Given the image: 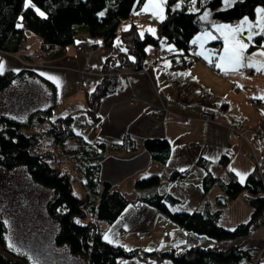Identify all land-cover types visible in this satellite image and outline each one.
I'll use <instances>...</instances> for the list:
<instances>
[{
    "label": "crops",
    "instance_id": "1",
    "mask_svg": "<svg viewBox=\"0 0 264 264\" xmlns=\"http://www.w3.org/2000/svg\"><path fill=\"white\" fill-rule=\"evenodd\" d=\"M258 9L264 10L257 8L255 17L247 18L248 23L240 32V38L248 44L244 61L247 65L252 64L247 66L252 71L250 75L244 73L243 67L236 73L229 70L225 74L215 66L220 62L224 48L219 26L237 27L245 18L229 24L211 21L207 31H200L201 34L191 40L194 60L184 68H173L163 58L168 47L154 49L148 46L146 68L135 72L125 70L117 75L115 89L99 100L95 123L86 112L87 99L83 90L91 92L102 79L103 61L122 52L119 36L113 39L109 48L103 47L99 39H81L71 44L60 59L36 64L18 56L28 58L39 51L40 39L32 34L27 35L17 55L7 54L0 58L2 72L7 69H32L35 72L20 76L8 89L0 92L5 102L24 103L20 120L26 119L34 110L50 106L52 93H55L53 118L71 115L73 131L89 144L98 141L104 145L99 179L122 192L130 204L110 225L100 223V226L108 243L128 251L135 250L132 257L119 258L114 264H173L168 259L159 260L154 253L185 250L196 244L217 246L222 250L237 246L254 251L256 260H264V225L252 230L248 236L216 242L208 236L184 230L175 222L162 220L154 207L135 200L154 192L168 193L179 201L175 206L193 212L208 204L216 209L219 205L214 203L220 199L224 203L220 207L223 227L231 229L248 220L251 208L244 201V193L235 200L224 199L219 180L225 182L229 172L244 183L256 170V158L264 154V139L259 133H264L261 122L264 99L260 98L264 97V56L259 54L264 52V32L258 24L264 13ZM128 25L126 22L122 29ZM209 33L216 39L209 38ZM249 35L250 41L246 39ZM218 41H221V47L216 51L211 43ZM156 54L162 57L155 58ZM203 109L215 117L204 120L200 115ZM231 126L237 127L243 137L236 138L229 129ZM126 137L132 138L134 143L127 146ZM149 138L168 141L170 154L165 164L151 159L142 147L143 141ZM134 144L136 151L130 150ZM224 154L229 158L222 165L220 160ZM197 159L203 160L200 166L195 165ZM205 165L218 179L206 191L201 187ZM172 171L184 173L181 178L171 181L168 176ZM237 173L244 176L243 182ZM151 175L159 177L158 186L140 191L135 188L137 180ZM143 230H148L149 234L143 237L135 234Z\"/></svg>",
    "mask_w": 264,
    "mask_h": 264
},
{
    "label": "trees",
    "instance_id": "2",
    "mask_svg": "<svg viewBox=\"0 0 264 264\" xmlns=\"http://www.w3.org/2000/svg\"><path fill=\"white\" fill-rule=\"evenodd\" d=\"M144 1L30 0V6L25 8V0H0V58L7 53L16 54L27 40V33L39 37L40 51L37 58L24 56L23 59L25 62L38 63L60 59L71 44L81 39H99L103 47L109 48L113 39L119 36L122 52L103 61L102 79L91 92L83 90L87 99L86 112L95 123L98 121L99 100L115 89L117 75L125 70L135 72L146 68L148 46L156 49L168 44L163 58L176 69L188 66L194 60L191 40L207 27L202 24L199 14L207 8L218 9L222 0H195L194 6L191 0H167L165 15L158 25L159 36H153L148 31L142 33L138 28L136 19L142 13ZM178 1L182 2L179 7ZM260 7H264V0H238L228 9L214 11L211 16L216 22L229 24L242 18H254L256 9ZM126 22L129 23L128 28L122 29ZM211 45L219 51L221 41L212 42ZM7 70L0 73V92L8 89L20 76L35 74L32 69ZM51 100L50 106L32 111L24 120L0 114V167L12 170L24 166L33 181L52 189L46 207L48 214L57 222L58 230L53 237L56 246L66 245L71 254L86 255L88 264H114L119 258L132 257L135 250L128 251L108 243L103 236L104 229L100 226V223L110 225L130 204L122 192L99 179V161L104 157V145L98 141L89 144L73 131L71 115L53 118L55 93H52ZM43 137L55 145L54 150L59 149L65 155L63 158L70 159L67 162L83 164L82 196L74 194L72 176L62 172L59 164H54L57 153L49 149L39 151ZM67 139L79 143L77 151L70 152L63 148ZM126 139L127 146L134 143L132 138ZM142 147L158 163L165 164L168 161L170 148L166 139H145ZM130 150L136 151L137 145L134 144ZM228 158V154H224L221 164ZM202 161L197 159L195 165L200 166ZM58 162L62 163L61 160ZM203 168L205 173L201 187L206 191L218 179L211 174L208 165ZM183 173L172 171L168 180L179 179ZM226 177L225 182L219 180L224 199L235 200L244 193V201L251 208L248 220L231 229L220 224V207L224 205L220 199H217L219 207L216 209L208 204L193 212L173 209L179 201L168 193L154 192L135 200L164 213L167 220L175 222L184 230L208 236L216 242L248 236L252 230L264 225V171L255 170L244 183H240L229 172ZM159 183V177L151 175L137 180L135 188L151 189ZM87 215L91 216L89 221L77 223L78 219ZM154 254L159 260L168 259L173 264H264V260L255 259L254 251L237 246L222 250L217 246L201 247L196 244L185 250L169 249ZM0 264H22L18 256L8 249L1 220Z\"/></svg>",
    "mask_w": 264,
    "mask_h": 264
},
{
    "label": "rangeland",
    "instance_id": "3",
    "mask_svg": "<svg viewBox=\"0 0 264 264\" xmlns=\"http://www.w3.org/2000/svg\"><path fill=\"white\" fill-rule=\"evenodd\" d=\"M237 1L222 0L218 9H228V7ZM166 2L167 0H152V4L158 6L154 8L150 6L149 0L144 1L141 9L142 13L136 19L140 32L144 33V30L148 29V32L153 36H159L158 25L165 15ZM181 4L182 2L178 1L177 6L179 7ZM194 4L193 0H191V5L194 6ZM146 6L148 7L146 8ZM218 9L211 10L207 8V10L199 14L198 17L204 26L211 21L215 22L211 15ZM191 10L196 12V9L193 7H191ZM149 29H154L155 31L151 32ZM203 29L207 31L208 28L205 26ZM198 34H201V32ZM27 35H32V33H27ZM162 45L164 48L169 47L168 44ZM39 51L34 52L29 57L37 58ZM18 56L21 60L25 61L23 59L24 55L19 54ZM34 63L38 64V62ZM4 100L0 96V114L19 120L22 119L19 116L24 113V103L17 100L14 102H5ZM22 129L26 132V128L23 127ZM75 129H78V127L76 126ZM40 143L39 151L43 152L49 149L52 153H57L54 164H59L62 172H66L72 176L71 184L73 192L76 196H82L84 192L82 184L84 180L83 164H71L67 162L70 159L63 158L65 155L61 154L59 149L54 150L55 145H52L50 140L44 137ZM63 148L70 152H75L79 148V143L67 139L64 141ZM58 160H61L62 163H59ZM256 170H258L257 165ZM51 194L52 189L46 186L43 187L33 181L27 174L24 166H17L12 168V170L0 167V220L4 226L5 241L7 242L8 249L15 256H18V260L22 264H88L86 255H73L69 252L66 245L56 246L54 244L53 237L58 230L57 222L48 214L46 207ZM214 205L218 206L219 204L216 202ZM173 209L184 211L185 207L183 208L178 205ZM90 218L91 216L87 215V217L80 218L78 221L84 224Z\"/></svg>",
    "mask_w": 264,
    "mask_h": 264
},
{
    "label": "snow or ice",
    "instance_id": "4",
    "mask_svg": "<svg viewBox=\"0 0 264 264\" xmlns=\"http://www.w3.org/2000/svg\"><path fill=\"white\" fill-rule=\"evenodd\" d=\"M150 6L156 8L158 7L155 4H152V0H149ZM193 3H195V0H193ZM30 6V0H25V8H28ZM148 6H146L147 8ZM258 11L264 13V10ZM41 16H43V13H39ZM155 14V13H154ZM102 15V13H101ZM248 23L247 18H245L240 26L232 27L227 25H221L219 26V30L221 32V35L223 37L224 41V48H223V54L219 57V63H217L215 66L217 68H220L221 71H223L225 74H228L229 70L233 73H236L239 71L241 67H244V52L248 47V44L243 42V39L240 38V32L241 28L244 24ZM258 24L261 25V31L264 32V18H262L260 21H258ZM149 31L154 32V29H149ZM142 35V34H141ZM209 38L216 39L215 36H211V34H207ZM198 40L200 37L197 38ZM246 39L249 41L252 39L251 35H249ZM195 43V41H194ZM264 47V45H262ZM260 55L264 56V52L259 53ZM248 67H251L252 64L249 63L247 65ZM3 71V64H0V72ZM261 99H264V97H260ZM237 175L241 176V182H243L244 176L240 173H237ZM79 223V221H77Z\"/></svg>",
    "mask_w": 264,
    "mask_h": 264
},
{
    "label": "built area",
    "instance_id": "5",
    "mask_svg": "<svg viewBox=\"0 0 264 264\" xmlns=\"http://www.w3.org/2000/svg\"><path fill=\"white\" fill-rule=\"evenodd\" d=\"M158 57H159V55L156 54L155 58H158ZM244 64H245V66L243 67L242 70L244 71L245 74L250 75L252 73V71L248 69L247 62L244 61ZM200 115L206 121H210V120H212L215 117V114L211 113L210 111H208L206 109L201 110V114ZM261 122H262V126L264 127V118L262 119ZM229 129H230V131L233 134H235L236 138L240 139V138L243 137V134L237 130V127L231 126ZM261 137H262V139H264V133H261ZM256 165H257V169H258L259 172L264 171V154H262L260 157L256 158ZM155 213L162 220L163 219L164 220L167 219V216L164 213H162V212H160L158 210H156ZM135 234L138 235L139 237H143V236H147L149 234V231L148 230H143L141 232H136Z\"/></svg>",
    "mask_w": 264,
    "mask_h": 264
}]
</instances>
